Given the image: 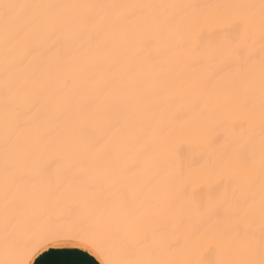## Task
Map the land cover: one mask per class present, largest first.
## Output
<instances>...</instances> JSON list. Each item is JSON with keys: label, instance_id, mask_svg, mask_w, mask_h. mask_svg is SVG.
<instances>
[{"label": "snow or ice", "instance_id": "1", "mask_svg": "<svg viewBox=\"0 0 264 264\" xmlns=\"http://www.w3.org/2000/svg\"><path fill=\"white\" fill-rule=\"evenodd\" d=\"M128 7L136 9L127 15L109 13L105 9ZM188 5H104V4H21L13 0H0V17L5 26L0 32V47L3 49L5 76L0 84L5 97L25 87L23 78H11L8 64L22 49L48 53L31 74L29 87L41 95L50 84L56 83L68 107L74 106L90 92L99 90L106 109V118L93 135L78 133L77 157L63 168L56 178L50 170L57 160L50 159L28 165L20 153L13 151V133L5 127L4 150L0 154V176L6 227L11 223L10 210L18 200L20 185L29 184L40 188L39 198L31 202L32 211L42 220L53 223L69 221L74 213L60 195L62 179L71 176L95 156L96 145L120 125H130L141 137V148L148 154L132 163L122 149L108 154L103 163L107 165L104 175L115 183L130 178L133 168L145 164L170 180V190L158 197L159 213L181 210L185 202L198 212L200 224L191 229L178 226L170 233L160 224L151 234L155 243L143 246L139 259L130 264H264V208L261 210L259 234L253 221L248 219L247 205L241 206L243 194L239 177L226 176L223 170L229 165H250L256 144V104L240 100L235 108L219 109L222 115L209 114L207 123L222 131L211 137V144L230 139L235 149L224 155L213 150L202 151L198 156L189 155L181 136L187 135L183 128L169 130L160 128L158 134L146 124L144 110L128 107L122 100L139 88L133 75L121 74L125 64L143 66L150 77L160 80L159 66L178 44L194 64L210 63L214 79L222 73L242 69L253 58L255 34L250 21L258 11L261 20L260 53L261 79L259 102V149L260 181L264 187V0L240 7L247 12L228 15L225 13L186 14L168 9H184ZM217 8L227 6H215ZM65 9H77L76 14ZM149 9L165 11L146 13ZM37 10V11H31ZM10 24H20L22 29L13 33ZM63 55H59V53ZM97 61H92V56ZM79 61L76 74L65 72L64 67ZM110 62L104 71L103 63ZM56 71L49 72L50 64ZM186 87H195L185 81ZM208 90L193 102L199 108L205 102ZM62 126L53 125V132ZM244 146L247 151L241 150ZM41 150L56 153L59 145L55 139L41 137L33 155ZM27 168V171L23 169ZM215 224V227H209ZM75 245L99 256L102 264H114L112 258L94 240L82 237L75 229H52L33 241L22 257L16 260H0V264H32L34 258L45 249ZM43 258V257H41ZM36 260V259H35Z\"/></svg>", "mask_w": 264, "mask_h": 264}, {"label": "bare ground", "instance_id": "2", "mask_svg": "<svg viewBox=\"0 0 264 264\" xmlns=\"http://www.w3.org/2000/svg\"><path fill=\"white\" fill-rule=\"evenodd\" d=\"M13 2L62 5H188L195 7L167 11L186 14L225 13L230 16L247 12V9L240 6L258 4L259 0H13ZM217 5L227 7L217 8L215 7ZM64 11L76 14L79 10L65 9ZM104 11L127 15L137 10L122 7ZM145 11L152 13L165 10ZM4 26L5 21L0 17V32L3 31ZM9 27L13 33L22 29L20 24H10ZM250 27L256 37L252 60L242 69L222 73L214 79L210 78L213 71L210 63L194 64L178 44L161 62L159 81L153 80L143 66L125 63L119 71L124 75L135 76L139 83L137 91L125 97L122 103L133 108L140 106L144 110L140 114L146 115V124L157 134L160 128H168L170 131L178 127L183 128L187 135L181 136V139L186 145L188 154L192 156H198L205 150H213L219 155L233 151L235 146L230 139L210 145L211 137L218 135L222 129L209 126L207 117L209 114L222 115L219 111L221 108L234 109L240 100H248L256 104L257 136L251 164L229 165L223 170V174L226 176L235 174L239 177L240 191L243 194L240 205H247V218L254 222L258 235L261 210L264 208L258 135L262 72L259 38L261 20L258 11L252 16ZM48 56V53H29L22 49L7 66L9 77L23 78L25 87L7 98L0 87V154L4 150V131L7 127L14 134L13 151H18L22 161H26L28 165L50 159L57 160V164L50 170V175L56 178L63 168L77 157L78 133L82 131L85 135L95 134L104 123L107 113L99 90L90 92L74 106L68 107L55 82L50 84L41 95L31 89L29 87L31 74L35 71L36 65L41 60L48 59ZM92 61H97L95 55L92 56ZM110 66V62H105L102 68L108 71ZM56 67L55 63L50 64L49 72L54 73ZM5 70L3 49L0 47V84L4 79ZM79 70V61H74L72 65L62 69L61 75L65 72L76 74ZM185 81L194 82L195 87L187 88ZM204 89H207L209 93L205 96V102L199 108H194L193 102L201 97ZM55 124L62 127L53 132ZM43 136L57 141L58 152L41 150L33 155V149L39 146ZM122 149L132 163L142 160L149 152L148 149L141 148L140 134L133 127L126 124L120 125L96 145L95 156L92 159L74 169L70 177L59 181L60 195L76 216V219L60 223L42 220L32 211L31 202L39 198L40 188L22 183L17 204L9 213L11 223L6 227L2 176H0V260L21 258L35 239L52 229L73 228L82 237L99 244L112 258L114 264H130L141 257L145 244L155 243L151 239V234L160 224L166 225L170 233H174L178 226L191 229L200 224L197 210L188 202L184 203L183 211L176 210L163 216L159 213L158 197L170 190V180L145 164L133 168L129 179L118 184L111 182L104 175L107 165L103 161L108 154ZM241 150L247 151V147L244 146ZM87 185L93 188H85ZM93 204L99 208L90 209L91 212H89V207ZM76 207L81 211L78 212ZM95 210H99L101 217L104 214L100 220L96 217L95 221L94 216H98ZM83 211H88L90 214L86 213L89 217L85 213L82 214ZM75 213L82 214V218ZM93 213L96 214L92 217L94 220H90ZM208 226L215 227V224Z\"/></svg>", "mask_w": 264, "mask_h": 264}, {"label": "crops", "instance_id": "3", "mask_svg": "<svg viewBox=\"0 0 264 264\" xmlns=\"http://www.w3.org/2000/svg\"><path fill=\"white\" fill-rule=\"evenodd\" d=\"M45 252L47 255L41 253L32 264H102L99 256L75 245L52 247L45 249Z\"/></svg>", "mask_w": 264, "mask_h": 264}, {"label": "rangeland", "instance_id": "4", "mask_svg": "<svg viewBox=\"0 0 264 264\" xmlns=\"http://www.w3.org/2000/svg\"><path fill=\"white\" fill-rule=\"evenodd\" d=\"M85 188H93V187H91V185H87ZM85 188H84V189H85ZM96 201H97V200H96ZM96 201H95V202H96ZM97 202H98V201H97ZM103 203H104V202H103ZM103 203H102V204H103ZM103 205H105V204H103ZM103 205H102V207H103ZM107 205H108V204H106V206H107ZM95 206H96V207H95ZM79 207H80V206H79ZM92 207H93V208H92ZM94 207H95V208H94ZM100 207H101V206H100ZM102 207H101V208H102ZM107 207H108V206H107ZM74 208H75V207H74ZM82 208H83V207H82ZM98 208H99V207H98L97 205L93 204L92 206L89 207V210H90V209H91V210H94V209H98ZM104 208H105V207H104ZM69 209L71 210L70 207H69ZM72 209H73V208H72ZM87 209H88V208H87ZM105 209H106V208H105ZM76 210H77V207H76ZM76 210H75V211H76ZM91 210H90L89 212H91ZM102 210H103V209H102ZM102 210H101V213H102ZM75 211H74V212H75ZM77 211L79 212V211H81V210H79V208H78ZM77 211H76V213H78ZM86 212L89 213L88 211H83L82 214L85 213V215L87 216L88 214H87ZM95 212H97L96 214H98V216H97L96 214H94ZM95 212H94V213L92 214V216L89 218L90 220H94V218H95V221H96V217L100 220V218H102V217L104 216V214H103L102 217L100 216V214H99V213H100L99 210H95ZM76 213H75V214H76ZM80 213H81V212H80ZM82 214H81V215L76 214V215L81 216V218H82ZM89 214H90V213H89ZM94 215H96V216H94ZM101 215H102V214H101ZM86 216L83 215V217H86ZM93 216H94V218L92 219ZM75 217H76V216L74 215V218H75ZM88 217H89V215H88ZM86 218H87V217H86ZM75 219H76V218H75ZM77 219H78V218H77ZM83 219H84V218H83ZM87 219H88V218H87ZM102 222H103V221H102ZM58 223H60V222H58ZM96 223H98V220H97V222H95V224H96ZM96 225H97V224H96ZM101 225H102V224H101ZM99 227H100V226H99Z\"/></svg>", "mask_w": 264, "mask_h": 264}]
</instances>
